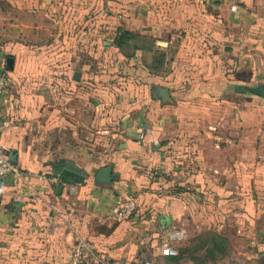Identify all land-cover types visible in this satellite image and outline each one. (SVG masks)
Returning <instances> with one entry per match:
<instances>
[{
    "label": "crops",
    "instance_id": "crops-1",
    "mask_svg": "<svg viewBox=\"0 0 264 264\" xmlns=\"http://www.w3.org/2000/svg\"><path fill=\"white\" fill-rule=\"evenodd\" d=\"M0 65L28 183L0 179V264H66L74 230L103 264H264V0H0Z\"/></svg>",
    "mask_w": 264,
    "mask_h": 264
},
{
    "label": "built area",
    "instance_id": "built-area-1",
    "mask_svg": "<svg viewBox=\"0 0 264 264\" xmlns=\"http://www.w3.org/2000/svg\"><path fill=\"white\" fill-rule=\"evenodd\" d=\"M11 78L4 72L0 65V133L9 123L2 119V97L3 93L10 87ZM8 177L13 186L24 184L28 186L25 178L27 175L14 166L3 154L0 143V179ZM136 210V203L132 198L120 196L111 207V216L115 221L129 219ZM75 239L71 245L69 258L66 264H103L105 259L101 256L96 244L90 239L79 235L75 230ZM187 238V233L179 229H171L168 239L161 245L165 254L175 256L177 251L174 243ZM144 264H149L145 262Z\"/></svg>",
    "mask_w": 264,
    "mask_h": 264
},
{
    "label": "water",
    "instance_id": "water-1",
    "mask_svg": "<svg viewBox=\"0 0 264 264\" xmlns=\"http://www.w3.org/2000/svg\"><path fill=\"white\" fill-rule=\"evenodd\" d=\"M11 63H12V60L11 58H7L6 59V65L7 67L10 68L11 66ZM157 92L159 94V96L163 99V100H168L169 99V94H168V89L165 88V87H162V88H157ZM258 93L264 97V88H259L258 90ZM111 165H107L105 167H102L98 170L97 174H96V179L100 182H103V183H107V182H110L113 178V175H112V171H111ZM61 189V186L58 185L57 186V191L59 192Z\"/></svg>",
    "mask_w": 264,
    "mask_h": 264
},
{
    "label": "trees",
    "instance_id": "trees-1",
    "mask_svg": "<svg viewBox=\"0 0 264 264\" xmlns=\"http://www.w3.org/2000/svg\"><path fill=\"white\" fill-rule=\"evenodd\" d=\"M123 37H124V32L123 31H119L116 35L115 38V44L119 47L122 48L123 47Z\"/></svg>",
    "mask_w": 264,
    "mask_h": 264
},
{
    "label": "rangeland",
    "instance_id": "rangeland-1",
    "mask_svg": "<svg viewBox=\"0 0 264 264\" xmlns=\"http://www.w3.org/2000/svg\"><path fill=\"white\" fill-rule=\"evenodd\" d=\"M200 240H201V238L199 239V241H200ZM202 253H203V252H202ZM202 253H201V251H200V253H199V254L201 255Z\"/></svg>",
    "mask_w": 264,
    "mask_h": 264
}]
</instances>
